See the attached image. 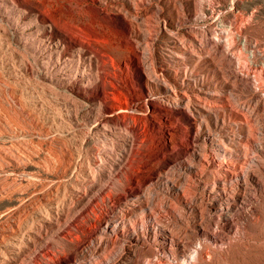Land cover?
<instances>
[{"label": "rangeland", "instance_id": "1", "mask_svg": "<svg viewBox=\"0 0 264 264\" xmlns=\"http://www.w3.org/2000/svg\"><path fill=\"white\" fill-rule=\"evenodd\" d=\"M26 1L32 6L45 5L46 14L60 28L77 24L83 34L99 36L82 42L94 50L102 67L106 100L115 105L136 99L139 103L134 111L110 116L103 126L95 125L94 84L84 87L79 79L66 77L50 84L38 72L34 58H29L32 68L28 69L11 63L12 48L23 50L13 36L14 20L36 21V26L27 28V32L34 27L38 30L36 34L33 29V37L26 42L29 52L35 50L37 38L54 42L57 30L49 29L32 12L17 16L14 9L3 8L0 264L13 262V253L4 245L11 239L5 233L11 230L21 240V264H57V258L64 259L66 254L94 257L101 252L108 255L109 264H134L136 260L175 264L174 259H181L176 248L172 256L161 253L156 242L129 248L124 246L128 244L126 234L120 240L103 232L111 208L126 211L130 205L118 194L127 189L140 190L184 243L192 248L207 244L209 252L203 259L190 248V264H264V186L254 189V198L232 207L233 225L229 227L223 218L213 217L211 208L210 195L221 186L216 166L221 157L205 154L197 174L188 163L190 149L201 143V135L202 153L209 148L203 140L204 135L209 137L208 127L225 139L255 132L264 142V0ZM72 50L65 44L50 58L59 59L67 71L72 68ZM83 60L88 64L86 55ZM56 72L54 67L48 71L50 76L61 74ZM172 91H188L197 97L184 102ZM198 101L209 109L199 123L191 115ZM197 125L201 128L198 140L193 138ZM95 157L101 169L94 164ZM120 164L125 165L117 170ZM91 172L107 186L85 191L84 210L67 177L85 176V187ZM261 175L264 180V170ZM227 185L230 192L239 191L234 180ZM38 188L42 190L35 193ZM41 214L54 218L67 235H57V228L48 234L49 227L47 232L40 227ZM199 225L218 232L221 241L213 244L203 239L196 231ZM43 239L49 249L59 247L58 257L42 261L39 245Z\"/></svg>", "mask_w": 264, "mask_h": 264}, {"label": "bare ground", "instance_id": "2", "mask_svg": "<svg viewBox=\"0 0 264 264\" xmlns=\"http://www.w3.org/2000/svg\"><path fill=\"white\" fill-rule=\"evenodd\" d=\"M48 1V0H47ZM53 0H50L52 3ZM47 3V2H46ZM19 5L21 9H17L15 6ZM9 7V9H14L17 16H21L24 11L32 12L35 18H40L49 29H56L58 32V37L54 42L45 41L43 39L37 38L34 43V48L32 52H29L26 42H28L29 37H33V29L37 34V27L32 28L31 31L27 32V28L30 26H36L35 20H30L28 22L23 21L18 23L16 21L12 23L13 36L22 45V51H18L16 48H12V64L13 62H19L24 65L26 69L32 68V64L29 62V58H34L35 63L38 67V72L45 75V80L51 82L50 84L57 81L60 78H77L79 81L84 83V87L94 84L95 92L92 97V111L94 112V124L97 126H103L104 122L110 118V116H118V114H124L126 112L134 111L138 105V99L133 100L132 102L115 105L108 102L106 99H109V96L104 89V78L101 76V68L97 64V57L94 54V50L83 43L82 41L86 38H90L91 35L83 34L78 25L70 23L71 28H60L59 25L48 15L46 14L45 5L36 4L32 6L30 2L26 0H0V13L3 8ZM1 17V14H0ZM2 26H0V32H2ZM92 39H100L99 36H93ZM49 42V43H48ZM65 44H69L73 50L71 53L70 59L72 60V68L65 69L61 66L60 60H54L50 58V54L55 52H61L62 47ZM49 55L48 60H44V57ZM85 55L88 59V64L83 60ZM76 56V61L74 58ZM53 63V65H52ZM15 65V63L13 64ZM16 66V65H15ZM34 66V65H33ZM51 67H54L56 73H61L58 75L50 76L51 74L48 71H51ZM15 68V67H14ZM34 68V67H33ZM17 71V70H16ZM107 71V70H106ZM18 73V71L16 72ZM42 76V75H41ZM176 99L180 101H186L190 99L192 94L188 91H172L171 92ZM197 97V94L192 96ZM143 99V98H142ZM217 107V105L215 106ZM208 107L203 105L198 101L195 105L193 111L191 112L192 117L196 120L197 123L202 120V115H208ZM242 123V122H241ZM237 125V124H236ZM196 129V128H195ZM209 139L203 137L204 142H207L209 148L202 153V135L200 125H197V130L193 132V138H199L201 135V143L194 144L190 149V155L192 156L189 165L195 168V174L198 173L202 167V159H205V154L211 153L213 157L219 155L221 159L217 160L216 166L218 167V179L221 182V186L215 187L214 191L210 195L212 198L211 208L215 212L213 217L223 218V220L228 223L229 227L233 225V219L230 214V211L233 206L239 205L243 202L245 198H254V189L256 187L262 188L264 186V180L262 178L261 172L264 170V142L261 140L258 133L246 131L241 133V135L234 134L233 137L228 136L225 139V136L217 134L216 131L208 127ZM264 136V133L261 135ZM132 142V140H131ZM203 145L205 146V143ZM99 147H97V150ZM128 153H126L127 155ZM94 164H96L99 169H101V161L98 158H93ZM125 164H120L117 167V170H121ZM190 171V170H189ZM133 174V169L131 171ZM91 180L88 181L84 187L85 176L83 175H70L67 177V180L70 183V188L75 192L77 196L78 205L84 210L85 205L83 201L86 196L89 188L97 186L99 188L106 187V183L98 182L93 175V172L89 173ZM107 178L110 177L109 173L104 174ZM224 177V178H221ZM234 180L238 192H230L227 185V181L230 182ZM47 181L51 183V178H47ZM82 184V186H80ZM216 182L213 181V186ZM42 188L36 189L35 193H38ZM123 190V189H122ZM120 197L129 201V206L126 211H122L116 207H112L110 214H108L103 221L102 230L106 235H113L116 239L121 240V236L126 234L128 236L127 243L124 246L129 248L139 247L140 244L156 242L161 246V253L171 255L172 250L176 248L181 251V259H174L175 264H190L193 262V252L190 251L192 248L191 244L184 243L175 233L170 229L166 223H164L158 216L157 211L150 206L146 198L143 196L140 190L127 189ZM94 193H92V196ZM139 212V214H137ZM66 218V213H63ZM139 215H143L144 219L137 218ZM42 224L41 228L49 227L50 231L46 232L51 234L56 231L57 235L65 237L68 233L64 227L61 229L57 226L58 222L54 218L49 217L48 215L41 214ZM131 221V222H130ZM128 222L130 225L128 226ZM70 223V222H69ZM68 223V225H69ZM69 230V229H68ZM140 231V232H139ZM198 235H201L203 239L211 241L213 244H216L221 241L222 236L203 225H199L196 228ZM11 239L4 243L7 251L13 253L12 264H21L22 262L18 259V251L20 248V238H18V232L11 230L10 232L5 233ZM43 252V258L47 260L53 258L54 256L58 257L60 249L57 246L55 249H49V243L47 239L40 241L39 245ZM192 250L197 251L198 258H204L205 255H208L207 244H202V247L199 245L193 246ZM185 252V253H184ZM8 256H5V258ZM64 259L57 258V264H109V257L106 253H98L94 257L83 256L75 257L67 255L63 257ZM134 264H141L140 260H136Z\"/></svg>", "mask_w": 264, "mask_h": 264}]
</instances>
